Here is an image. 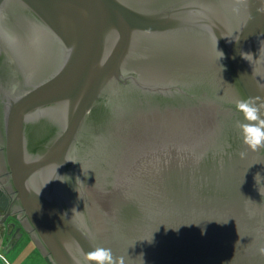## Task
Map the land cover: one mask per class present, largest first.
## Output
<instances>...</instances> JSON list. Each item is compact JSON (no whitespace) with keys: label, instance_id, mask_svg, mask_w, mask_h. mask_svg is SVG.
I'll return each mask as SVG.
<instances>
[{"label":"water","instance_id":"95a60500","mask_svg":"<svg viewBox=\"0 0 264 264\" xmlns=\"http://www.w3.org/2000/svg\"><path fill=\"white\" fill-rule=\"evenodd\" d=\"M260 5L0 0V224L18 210L49 264H264L236 108L264 96Z\"/></svg>","mask_w":264,"mask_h":264},{"label":"clouds","instance_id":"9594fccd","mask_svg":"<svg viewBox=\"0 0 264 264\" xmlns=\"http://www.w3.org/2000/svg\"><path fill=\"white\" fill-rule=\"evenodd\" d=\"M257 12L264 15V0H261ZM236 108L243 114L244 122L239 124L243 144L251 151L264 148V96L248 97L236 102ZM243 158L246 153L241 152ZM264 256V248L259 249ZM85 259L92 264H125L123 256L116 257L110 248L96 247L85 254Z\"/></svg>","mask_w":264,"mask_h":264},{"label":"flooded vegetation","instance_id":"af4514ba","mask_svg":"<svg viewBox=\"0 0 264 264\" xmlns=\"http://www.w3.org/2000/svg\"><path fill=\"white\" fill-rule=\"evenodd\" d=\"M5 173H0V213H3L6 211L9 202H10V192L7 191L4 183H3V177ZM13 214L8 215L5 219V223L3 225V234L7 236V242L10 241L12 243L16 242L18 239L17 237L20 235V238H29L28 233L24 230L22 226H20V223L16 220L14 216L19 212L18 210L11 211ZM14 223V225L12 224ZM17 227H19V230L17 231ZM19 238V239H20ZM30 239V238H29Z\"/></svg>","mask_w":264,"mask_h":264},{"label":"rangeland","instance_id":"374dc122","mask_svg":"<svg viewBox=\"0 0 264 264\" xmlns=\"http://www.w3.org/2000/svg\"><path fill=\"white\" fill-rule=\"evenodd\" d=\"M0 225H2V224H0ZM26 244H28V246H25ZM32 244H33L32 241H30V243L24 242L23 247H26V248L18 249L19 255H17L16 253H13L15 251H11V252L7 253L9 255L8 259L13 261V262L15 260L16 264H46L45 261H43V259L40 257V255H38L35 250L34 251L32 250L33 245H34V244L33 245ZM34 247H35V245H34ZM2 251L6 255V253L3 249H2ZM2 263H3V261H2V259H0V264H2Z\"/></svg>","mask_w":264,"mask_h":264},{"label":"crops","instance_id":"0c3cea01","mask_svg":"<svg viewBox=\"0 0 264 264\" xmlns=\"http://www.w3.org/2000/svg\"><path fill=\"white\" fill-rule=\"evenodd\" d=\"M1 227H3V226L0 225V253L3 254L6 257V259L9 258L8 257L9 255L7 253H9L11 251H15L13 253H16L17 255H19V250L18 249H20V248H26V247H23L24 242L30 243L31 240L29 238L28 239H26V238H20L16 242L10 244L11 242L10 241L7 242V236H5L3 234V230H2L3 228H1ZM8 245H11V246H8ZM25 246H28V244H26ZM2 249L5 251L6 255L4 254V252L2 251ZM32 250L33 251L35 250L37 252V254L40 255V257L43 259V261H45L46 264H49L47 262V260L39 253V251L37 250V248L34 247V245H33V249ZM9 261L12 264H16V261L15 260H14V262L11 261V260H9ZM2 264H4V263H2Z\"/></svg>","mask_w":264,"mask_h":264},{"label":"built area","instance_id":"2783aa9c","mask_svg":"<svg viewBox=\"0 0 264 264\" xmlns=\"http://www.w3.org/2000/svg\"><path fill=\"white\" fill-rule=\"evenodd\" d=\"M0 259H2L4 264H12L6 257L0 253Z\"/></svg>","mask_w":264,"mask_h":264}]
</instances>
